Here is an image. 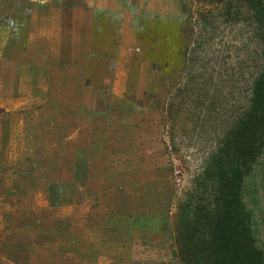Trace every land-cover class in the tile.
Here are the masks:
<instances>
[{"label":"rangeland","instance_id":"1","mask_svg":"<svg viewBox=\"0 0 264 264\" xmlns=\"http://www.w3.org/2000/svg\"><path fill=\"white\" fill-rule=\"evenodd\" d=\"M176 1L179 4L176 16L141 19L142 41L136 53H142L139 55L142 57L139 61L133 57L132 83L129 88L118 90V94H111L108 89L98 90V96H106L100 97L95 106L102 117L85 128L93 124L99 134L91 137L85 132L83 140L93 143L84 151L68 140L77 123L51 117L59 109L65 111L67 105L54 103L53 108L38 104V99L48 90L28 84L25 73L12 72L9 60L3 70L0 66V219L3 221L0 245L8 242L6 245L17 248L9 249L7 255L0 254V264H30L27 261L32 254L30 247H35L37 256H43L39 241L44 236L51 238L48 251L55 254L50 255L52 259H57L54 251L60 245L73 246L78 234L87 244L91 236L79 232L77 221L85 217L92 219L91 208L98 211L99 215L94 216L98 219L113 203L115 208L124 205L127 211L145 213L165 223L174 255L179 205L188 200L195 188L205 158L215 145L216 133L221 130L222 114L216 120L208 110L213 97L200 93L202 90L209 93L210 89L216 95L217 89L216 99L227 105L225 110L240 111L246 94L238 92L242 86L239 72L255 46L250 41L254 26L251 29L242 21L226 26L218 24L219 28L204 32L209 39L203 51L205 62L196 66L202 72L197 73L205 72V77H185L183 54L189 48L194 49L198 42L202 16L215 9L218 12L224 6L219 4L217 8V4L212 6L203 0H173ZM15 4L16 0H0V26L4 27L5 19L11 22ZM161 4L176 8L170 0ZM17 11L24 19H20L21 28L18 24V31L14 30L12 45L18 51H26L27 9ZM113 36L115 41L118 35ZM117 46L108 48L109 54ZM106 58L110 59L109 64L113 60L111 56ZM57 93L52 90L55 98ZM199 98L207 109V127L191 123L193 117L188 111L194 112ZM204 109L202 117L206 113ZM86 178L97 180L95 185H87L94 190L91 197L97 199L92 202L79 195L80 184L75 185V179L87 182ZM54 180L57 185H63L57 186L62 199L52 188L49 191L51 186L41 185ZM257 199L264 206L262 193ZM260 230L264 233V228Z\"/></svg>","mask_w":264,"mask_h":264},{"label":"crops","instance_id":"2","mask_svg":"<svg viewBox=\"0 0 264 264\" xmlns=\"http://www.w3.org/2000/svg\"><path fill=\"white\" fill-rule=\"evenodd\" d=\"M164 1L16 0L11 22L5 19L4 27L3 24L0 26L1 70L8 66L6 62L9 60L12 72H23L28 84L48 90L38 99V104H49L53 108L54 103L67 105L65 111L59 109L50 115L60 122L66 119L77 123L78 127L74 128L68 140L74 141L76 149L84 151L93 143L83 140L85 132H89L91 137L99 134L93 124L85 128L88 123L102 117L98 110L95 111V106H98L99 99L106 96H98V90L108 89L111 94H118V90H125L132 83L133 57H137L138 61L142 57L139 56L142 53H136L142 41L141 19L177 15L178 2L170 0L176 6L174 10L173 6L161 7ZM23 7L27 9L26 20L29 21L28 33L25 34L27 50L18 51L13 48L12 39L15 31L21 28L20 19L24 17L17 10ZM114 33L118 35L115 37L117 43L113 39ZM114 44H118V49L109 54L107 49ZM109 56L113 58L110 62L112 66L108 62L110 59L106 58ZM52 90L58 91V98H55ZM68 109L74 110L66 111ZM62 132L65 134L67 130ZM86 179L87 182L75 179V185L80 184L78 194L92 202L97 199L91 197L94 190L88 186L95 185L94 181L97 180ZM45 183L41 185L51 186L49 191L52 188L55 195L58 193L57 196L63 198L57 190V186L63 185H57L55 180ZM123 207L115 208L113 203L98 219L94 218L99 215L98 211L91 208L92 219L85 217L76 223L79 232L81 230L83 234L91 236L87 244L78 234L74 237L73 246L60 245L54 251L57 259H52L50 255L53 253L48 251L51 238L44 236L39 241L43 256H37L35 247H30L32 254L27 261L30 264H178L166 224L158 222L157 217H149L145 213L140 215L139 212L133 214ZM0 224H3L2 218ZM46 238L49 241H45ZM7 243L0 245V254L7 255L9 249L17 250L15 245Z\"/></svg>","mask_w":264,"mask_h":264},{"label":"trees","instance_id":"3","mask_svg":"<svg viewBox=\"0 0 264 264\" xmlns=\"http://www.w3.org/2000/svg\"><path fill=\"white\" fill-rule=\"evenodd\" d=\"M203 1L224 8L202 16L201 36L194 49L183 54L185 77H205L196 66L205 62L203 51L209 39L204 32L219 28L218 24L242 21L251 29L254 26L250 41L255 46L239 72L242 86L238 92L246 94L240 111L225 110L227 105L216 99L217 89L216 95L210 89L209 93H200L213 97L208 110L216 120L222 114L221 130L216 133L215 145L205 158L195 188L179 205L174 256L180 264H264V233L260 230L264 228V206L257 199L262 193L264 200V0ZM204 103L199 98L194 112L188 111L196 126L209 124ZM203 109L206 113L202 117Z\"/></svg>","mask_w":264,"mask_h":264}]
</instances>
